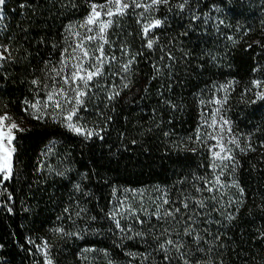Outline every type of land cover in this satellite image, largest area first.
Here are the masks:
<instances>
[{
	"label": "trees",
	"instance_id": "1",
	"mask_svg": "<svg viewBox=\"0 0 264 264\" xmlns=\"http://www.w3.org/2000/svg\"><path fill=\"white\" fill-rule=\"evenodd\" d=\"M106 1L6 0L0 45L11 58L0 65V116L24 118L28 127L15 135L13 176L0 183V245L12 232L47 235L69 207L89 220L83 247L100 253L86 256L87 264H264V104L242 107L234 117L259 142L235 157L230 189L216 185L210 152L199 136L200 105L213 84L230 76L237 85H251L254 71H264V24L250 9L236 15L241 0H188L182 11L168 7L160 13L152 49L133 14L115 16L105 47L106 57L115 59L87 91L83 109L94 137L25 112L60 61L72 27L93 3ZM216 6L231 7L230 20L238 18L250 36L225 42L197 20ZM130 60L126 73L123 65ZM133 86L140 89L128 105L122 99ZM55 143L43 162L45 148ZM58 167L61 180L51 175ZM207 181L213 182L211 193ZM109 182L147 191V212L139 218L145 223L136 219L121 233L108 225ZM157 191L160 203L153 204L149 194ZM164 199L169 203L162 204ZM157 208L160 219L151 215ZM169 208L180 212L163 217ZM163 229L180 242L179 251L159 248L167 238ZM78 248L66 244V264H79Z\"/></svg>",
	"mask_w": 264,
	"mask_h": 264
},
{
	"label": "rangeland",
	"instance_id": "2",
	"mask_svg": "<svg viewBox=\"0 0 264 264\" xmlns=\"http://www.w3.org/2000/svg\"><path fill=\"white\" fill-rule=\"evenodd\" d=\"M139 2L143 4H148L151 0H139ZM184 3V0H168L167 4H161L155 9L146 10L144 7L134 8L129 7L124 11V14L131 13L138 19V24H140L143 28L145 24H149L154 20H160V13L164 12L168 7L172 9L173 7H177V5ZM96 5H107L108 1L104 3H93ZM92 4V5H93ZM238 4V8H240L238 12V17L241 14H247V11L250 9L251 12H254L259 19L261 20V24H264V1L262 0H241ZM91 5V8H92ZM188 2L184 5V10ZM99 10V9H98ZM181 10V11H182ZM231 7H213L210 12H208L203 17H198L197 20L201 19L203 22L211 30H216L217 34L220 35L223 41H233L250 36L248 26L242 25L237 20L238 18H234L230 20V17H233V13H231ZM113 11L115 9L113 8ZM236 12V13H237ZM250 12V13H251ZM91 13V10H90ZM89 13V15H90ZM235 14V13H234ZM89 15L81 21L79 24H76L72 27V36L71 41L69 40L66 48L64 49L61 59L58 63L53 64L50 67V73L47 75V78L44 82H42L36 93V96L33 101L28 103L26 107V113L28 116L34 118H42L47 120H53L55 122H59L65 128H67L70 132L80 135L85 139L92 138L96 135V129L94 126H89L84 115L83 109L87 101V96L84 97V104L77 109V116L73 117L71 122L66 120V116L68 114V110L74 107L73 104H65L63 108L54 107V102L49 101L47 99L48 95L52 93L55 88L59 87L62 84L63 77L70 74L74 69L72 65L75 64L81 56L80 50L76 48V45L83 42L84 48L88 50L90 56L96 53V49L100 46L103 47L104 55L105 47L108 45V32L111 28V25L105 29L103 33L99 32L97 25H86V20ZM117 16V15H115ZM107 17L101 15V19L107 21L111 19L113 21L114 17ZM244 16V15H243ZM113 23V22H112ZM1 24V23H0ZM159 27L150 29L145 36L149 38V40H153L155 42L156 39L153 38L154 32ZM246 28V29H245ZM91 29V31L89 30ZM244 29V31H243ZM144 32V31H143ZM79 33V35H77ZM92 36L94 39L91 41L87 40L86 37ZM105 40L107 43H105ZM257 42V40H255ZM254 41V42H255ZM75 49V51H73ZM2 51V49H0ZM73 56L76 59H73ZM109 58V57H108ZM2 61H0L1 65ZM85 67L88 66V61L85 60ZM108 60L106 59L104 62V66L102 69V73L105 71L106 67H109ZM63 71L61 72V69ZM59 73V75H58ZM102 76V75H101ZM100 76V77H101ZM254 78L252 80L251 85L244 84L237 85L235 80L226 76L225 79L216 82L213 84V87L206 94L203 99L202 104L200 105V115H199V136L203 144L210 152L212 165L215 164L213 168L214 177L219 176L220 182L216 184L219 188L230 189L231 186L234 185L233 181V172L236 166L235 157L240 154H245L248 151H252L256 148V144L259 142L258 138H254L252 135L247 133L248 128L243 127V124L236 123L234 117L238 116V112L241 111L240 108L243 107L244 111L246 109H255L256 106H263L264 99L259 98V94L264 92V71L263 69H257L254 71ZM100 77L95 78L92 82L95 83ZM259 81V86L256 85V82ZM91 85L88 90H91ZM66 91L69 92V99H71L75 93L72 92L68 86H64ZM140 87L133 86L129 88L127 95L122 99V101L126 104H131L136 98L137 93ZM62 99V98H61ZM221 101V103H216V101ZM63 102V100H62ZM35 105V107H33ZM219 110V111H217ZM12 118V120L19 126V131L13 130L14 137L17 133L23 132L28 127L27 120L24 118H16L9 114H5ZM78 117V118H77ZM216 121L215 130L212 127L213 121ZM227 120L228 124L223 125V122ZM68 123L76 124L78 127H81L83 132L91 131L93 135L88 136L86 134H78L72 131L68 127ZM231 131H228V129ZM251 129V128H250ZM215 136L217 139L223 138V143L225 146L230 149V155L234 158L233 162L224 161L223 164H227L228 167H223V164L220 160H216L212 153L213 151H219L218 148H215L214 145L217 143V139H213ZM14 140L12 142V147L14 148ZM235 140L237 143H230V141ZM55 144H50L47 148H45V152L42 153L41 158L45 159L46 154L50 153L51 149ZM14 153L12 154L13 160ZM60 167V166H59ZM59 167L51 172V175L55 178L62 179ZM222 170V172H221ZM12 176H13V168H12ZM60 176V177H59ZM12 178V177H11ZM111 182L107 185V209L105 213V218L108 222V225L111 224L115 226L118 231L121 233L126 228H130L134 225L137 216L141 219V216L145 215L147 212V191H144L140 186L135 185H126L120 182ZM149 197L155 198L153 204H159L158 197H160L159 192H152L149 194ZM77 203V202H76ZM74 209V208H73ZM131 209V212L129 211ZM65 216L57 217L56 223L52 228L46 233L47 235L41 236H27L24 233L18 234L17 232H12L6 239L5 244L0 245V253H4V258L1 260L2 264H66L63 260V249L66 247V244H78L81 245V248H78L77 253L79 254V264H87V261L91 258V256L97 257L99 256V252L93 250H87L83 247V243L86 235V231L89 230V220L87 217L80 216L76 209L71 210L69 207L66 210ZM78 212V213H77ZM132 213H135L133 215ZM119 221V227H117L116 221ZM81 243V244H80ZM2 256V255H1ZM88 256V260L85 257ZM1 258V259H2ZM129 261L127 264H129ZM132 264V263H130Z\"/></svg>",
	"mask_w": 264,
	"mask_h": 264
},
{
	"label": "snow or ice",
	"instance_id": "3",
	"mask_svg": "<svg viewBox=\"0 0 264 264\" xmlns=\"http://www.w3.org/2000/svg\"><path fill=\"white\" fill-rule=\"evenodd\" d=\"M188 2V0H184V3H181L177 5L179 9H183L184 5ZM168 0H151L148 4H143L139 2V0H108L107 5H96L93 4L91 8V13L89 17L86 20V25H97L99 32L103 33L105 29H107L111 24L112 20L108 19L107 21H104L101 19V15L103 12L104 16L112 17L115 15H123L124 11L128 9L129 7L139 8L144 7L146 10L148 9H155V7L161 5V4H167ZM6 4V0H0V23H2L4 19V6ZM113 8L115 11H113ZM99 9V10H98ZM162 21L160 20H154L149 24H145L143 26V31L145 34L149 32L150 29L159 27L161 25ZM91 31V29H89ZM79 35V33H77ZM87 40L91 41L94 39L92 36L86 37ZM158 39V38H157ZM105 43L107 41L105 40ZM154 41L148 40L146 47L149 49L153 48ZM76 48L80 50L81 56L80 59L72 65V68L74 69L71 71L70 74L63 77L62 84L55 88V90L50 93L47 97L49 101L54 102V107L56 108H63L65 104H73L74 107L68 110V114L66 116V120L71 122L73 120V117L77 116V109L84 104V97L87 96V90L89 86L91 85V82L97 78L100 77L102 73V69L104 66V62L107 59L110 63L111 60H114L115 57H111L110 59L105 57L103 47L100 46L96 49V53H99V55H96L95 53L90 56L87 49L84 48L83 42L76 45ZM0 49H3L0 51V61H6L10 59V53L8 55H5V53H8V49L4 47L3 45H0ZM75 51V49L73 50ZM73 59H76L75 56H73ZM85 60L88 61V66L85 67ZM132 61L130 60L128 63L123 65L124 71L127 73L130 69ZM63 71V68L61 69V72ZM59 75V73H58ZM33 83H36V81H33ZM260 82L257 81L256 85L259 86ZM68 86L69 89L72 90V92L75 93V95L69 99V92L66 91L64 86ZM127 86V85H125ZM119 93H116L118 95ZM62 98V99H61ZM260 99H264V92H261L259 94ZM63 100V102H62ZM216 103H221V101H216ZM35 107V105H33ZM219 111V110H217ZM78 118V117H77ZM228 121L225 120L223 122V125H221V128H223L224 125H227ZM216 121H213L212 127L215 130ZM68 127L78 133V134H86L88 136L93 135L91 131H87L86 133L82 131L81 127H78L76 124L68 123ZM21 130L19 129V126L12 120L11 117L7 115L0 116V183H3L4 181H7L11 179L12 177V168H13V160H12V154L15 152V148L12 147V142L14 137L13 130ZM228 131H231L229 128ZM98 135V133H97ZM213 139H217L215 136L212 137ZM230 143H237L235 140L230 141ZM215 148H218L219 151H213L212 155L216 160H220L223 164L224 161L233 162L234 158L230 155V149H228L225 144L223 143V138L217 139L216 145H214ZM212 167H215V164L212 165ZM223 167H228L227 164H223ZM222 172V170H221ZM220 179L219 176H216L215 183L219 184ZM205 190L208 192H213L214 186L212 181H207L205 185ZM214 198V197H213ZM162 204H168L169 201L167 199H164L161 201ZM200 207H203V202H200ZM184 208H188V204H184ZM10 211V209H9ZM131 212V209H129ZM179 208H169L165 209L163 212V217H175V214L179 213ZM159 208L156 209L155 212H153L151 215L157 216L158 219L161 217L158 215ZM135 215V213H132ZM191 219V217H189ZM137 221L140 224L145 223L143 220H139L137 216ZM117 227H119V221H116ZM193 233V229L191 228V225H189L186 229V234L191 235ZM168 234V229H163L161 232V235L167 236L164 242H162L159 245V248L163 250L166 254L169 251V247L175 248L177 251H179V248L181 247V244L179 241H174L170 238ZM199 237H197L198 239ZM183 255V254H182ZM167 258V255L166 257ZM51 264V262H49ZM187 264V261L185 262Z\"/></svg>",
	"mask_w": 264,
	"mask_h": 264
}]
</instances>
